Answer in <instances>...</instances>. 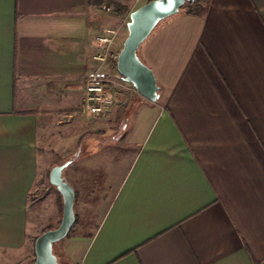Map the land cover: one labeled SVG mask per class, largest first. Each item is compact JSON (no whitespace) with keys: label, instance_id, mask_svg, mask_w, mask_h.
Masks as SVG:
<instances>
[{"label":"crops","instance_id":"1","mask_svg":"<svg viewBox=\"0 0 264 264\" xmlns=\"http://www.w3.org/2000/svg\"><path fill=\"white\" fill-rule=\"evenodd\" d=\"M93 1L0 0V264L30 261L44 224L32 213L42 146L58 116L77 106L82 114L94 36L112 25L122 36L128 14L149 0H114L128 6L123 17ZM138 60L155 101L128 83L110 88L112 124L84 128L53 165L67 158L74 192L62 259L264 264V0L178 11L155 26ZM91 133L106 141L88 143Z\"/></svg>","mask_w":264,"mask_h":264},{"label":"water","instance_id":"2","mask_svg":"<svg viewBox=\"0 0 264 264\" xmlns=\"http://www.w3.org/2000/svg\"><path fill=\"white\" fill-rule=\"evenodd\" d=\"M192 0H151L128 14L127 35L115 60L117 74L132 86L141 98L154 102L157 87L151 71L136 56L138 46L148 37L155 26L175 15L184 3ZM67 163L52 167L47 175L49 185L53 186L62 202L59 224L55 229L38 235L32 244V264H58L53 256L52 245L63 239L74 222L72 210L74 192L61 177Z\"/></svg>","mask_w":264,"mask_h":264},{"label":"rangeland","instance_id":"3","mask_svg":"<svg viewBox=\"0 0 264 264\" xmlns=\"http://www.w3.org/2000/svg\"><path fill=\"white\" fill-rule=\"evenodd\" d=\"M181 10L182 9H179V11ZM127 22H128V17H127ZM113 26L114 25L107 27L106 30L116 31L115 28L113 29ZM121 29L123 35L119 37V32H117L116 39L118 43L116 45V48L115 45L114 47L113 46L110 47L111 51L108 52L110 55L106 56L105 62L99 65L98 62L95 61V64L97 66L95 72L97 73V75L103 76V78L110 80V88L113 90V92L115 91L116 88H120L121 86L122 87L128 86L126 85V82L117 74L114 65L115 59H112V56L116 54V52H119L121 50L122 43L127 35L126 27L124 25H122ZM141 44L138 46L136 50L137 58ZM114 102H115V95H113L112 105ZM112 105L110 107H112ZM132 107L133 106H130V108ZM77 108L78 106L74 109L75 115H73L71 118H65V117L61 118L60 116L56 118L55 120L57 126L56 132L48 134L47 137L48 141L46 143H43L42 146L41 155L43 160V173L41 179L36 181L35 190L32 193L34 198H36L35 200H37L36 201L37 207L32 212L33 215L36 216L34 224L39 225L40 223L41 224L44 223L42 224L43 226L42 228H44L47 225L55 226L58 221V214L56 212V204H55L56 193L52 188L49 187L46 171L54 167L53 165L57 163L60 158L65 157L66 141L73 140V142H77L78 140H80V136L82 134L83 129L88 126L91 127L94 125L112 124V116L110 117L107 114L103 113L99 115L97 118L87 119L90 118V116H86L85 114H80ZM71 129H73V133H72L73 136L71 135V133H69V130ZM89 135L90 136L88 137L90 138L87 140L88 143L94 144L96 147H97V142L99 143L106 141V139L104 138H98V135L96 133H91ZM69 158L72 157L69 156ZM67 162L68 160L67 158H65V161L63 160L61 165ZM61 177L65 180L64 178L65 169L62 170ZM55 218L57 219V221L55 220ZM59 242L60 241L52 245L51 248L52 254L56 258L58 264H67L62 259V256L59 254V244H60ZM29 259L30 260L33 259V253L30 254ZM24 264H28V262H25Z\"/></svg>","mask_w":264,"mask_h":264},{"label":"built area","instance_id":"4","mask_svg":"<svg viewBox=\"0 0 264 264\" xmlns=\"http://www.w3.org/2000/svg\"><path fill=\"white\" fill-rule=\"evenodd\" d=\"M116 34L114 30H106L94 36L95 53L92 58L99 65L105 62L107 55H110L108 52ZM116 56L117 54H114L112 59L116 60ZM82 94L80 111L86 116H99L107 112L113 102L110 80L99 77L96 72L84 80Z\"/></svg>","mask_w":264,"mask_h":264},{"label":"trees","instance_id":"5","mask_svg":"<svg viewBox=\"0 0 264 264\" xmlns=\"http://www.w3.org/2000/svg\"><path fill=\"white\" fill-rule=\"evenodd\" d=\"M89 3L94 2L93 0H88ZM151 1V0H149ZM106 3V5L112 9V12L117 16V17H123L126 16L128 14V6L121 4L118 1H114V0H99V3ZM203 4H204V0H192L189 2L184 3V5L180 8L182 9L181 11L186 13V14H191V15H198L202 12L203 10ZM115 65V62H114ZM48 174V172H47ZM50 188H52L55 193H56V209H57V214H58V221L56 223L55 226H51V225H47L44 228L41 229L40 234H42L45 231L48 230H52L55 229L56 226L59 224V220L61 217V212H62V202H61V198L59 196V194L56 192L55 188L51 185H49ZM76 219L74 216V222L73 225L70 227V229L68 230V232L72 229V227L75 225ZM68 234V233H67ZM33 263V259L30 260L28 262V264H32Z\"/></svg>","mask_w":264,"mask_h":264}]
</instances>
